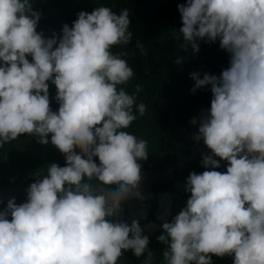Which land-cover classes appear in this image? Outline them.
<instances>
[{
    "label": "clouds",
    "instance_id": "9594fccd",
    "mask_svg": "<svg viewBox=\"0 0 264 264\" xmlns=\"http://www.w3.org/2000/svg\"><path fill=\"white\" fill-rule=\"evenodd\" d=\"M34 2L0 0V148L24 135L16 145L51 144L59 159L8 185L22 192L0 209V264H117L127 250L152 264L156 239L165 245L162 264H213V256L264 264V0L177 5L180 47L198 52V41H219L229 61L219 76L190 73L191 91L210 86L212 96L190 121L197 130L189 156H202L183 167L201 159L180 179L184 207L174 216L173 200L155 193L183 168L159 171L189 156L152 130L128 128L146 107L140 86L126 84L132 67L112 51L132 39L129 10H81L45 36ZM130 200L141 216L125 219Z\"/></svg>",
    "mask_w": 264,
    "mask_h": 264
},
{
    "label": "trees",
    "instance_id": "16d2710c",
    "mask_svg": "<svg viewBox=\"0 0 264 264\" xmlns=\"http://www.w3.org/2000/svg\"><path fill=\"white\" fill-rule=\"evenodd\" d=\"M75 1L35 0L33 8L45 13L61 6L73 5ZM186 2L187 0H83L77 8L46 20L40 19L37 25V31L51 36L53 32L59 34L63 24L71 26L81 10L90 12L96 6L106 5L119 13L122 8H127L132 39L127 44L113 46L112 51L120 53L132 67L134 75L126 84L140 86L139 91L146 106L144 115L137 113V118L128 128L143 136L146 131L156 132L163 140L173 142L172 148L179 152L180 158L189 156L194 148L192 134L197 128L190 123L191 119H199L202 112L210 107L212 96L210 86L198 89L195 93L191 91L194 81L190 73L196 71L203 75L208 72L219 76L229 61L228 53L220 48L219 41H198V52H193L191 46L187 50L180 47L181 40L175 38L173 32L182 26L177 5ZM137 41L143 45V51L136 46ZM177 56L181 57L180 64L174 63ZM28 59L31 60L30 55ZM50 107L57 110L58 104L50 102ZM22 136L0 148V163L6 159L5 165L0 164V189L13 183H21L30 173L46 172L47 164L59 159L57 148L51 144L38 143L41 149L30 140H21L16 145ZM200 161L201 159H198L159 181L156 197L165 202L173 200L170 201L173 216L184 207L182 202L186 182L180 179L197 169ZM227 164V161H221L217 170L226 171ZM5 206L6 202L0 205V209ZM136 216L141 214L134 201L130 200L123 218ZM161 231L159 221L156 235ZM148 247L152 250V264H162L161 251L165 245L156 239L155 243ZM144 259V256L136 257L132 250H127L123 252L117 264H143ZM213 264H232V258L213 256Z\"/></svg>",
    "mask_w": 264,
    "mask_h": 264
},
{
    "label": "water",
    "instance_id": "95a60500",
    "mask_svg": "<svg viewBox=\"0 0 264 264\" xmlns=\"http://www.w3.org/2000/svg\"><path fill=\"white\" fill-rule=\"evenodd\" d=\"M82 1L83 0H76L75 4H73V5L61 6V7H58L56 9H53L51 11H48L46 13H42L41 19L45 20L48 18H52V17L56 16L57 14L62 13L64 11H67L70 9H75L82 4ZM200 156H202V150H200V149L195 150L193 152V154L191 156H189L187 159H185V160H183L177 164H174L173 166H170L165 171H159V173H161L160 177L176 172L177 170L183 168L185 166V164L193 161L194 159H196ZM21 192H22V187L20 185H12V186H8V187L1 189L0 190V204L3 203L4 201L8 200L9 198L13 197V196L16 197V196L20 195Z\"/></svg>",
    "mask_w": 264,
    "mask_h": 264
}]
</instances>
